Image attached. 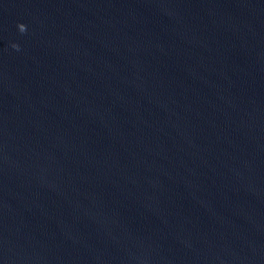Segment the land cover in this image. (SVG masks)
<instances>
[{
	"label": "water",
	"instance_id": "obj_1",
	"mask_svg": "<svg viewBox=\"0 0 264 264\" xmlns=\"http://www.w3.org/2000/svg\"><path fill=\"white\" fill-rule=\"evenodd\" d=\"M0 264H264V0H0Z\"/></svg>",
	"mask_w": 264,
	"mask_h": 264
}]
</instances>
